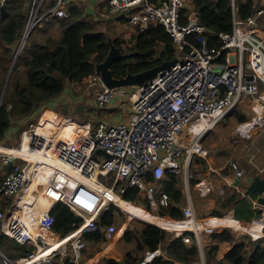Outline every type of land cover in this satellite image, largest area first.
Returning a JSON list of instances; mask_svg holds the SVG:
<instances>
[{"label":"built area","instance_id":"built-area-1","mask_svg":"<svg viewBox=\"0 0 264 264\" xmlns=\"http://www.w3.org/2000/svg\"><path fill=\"white\" fill-rule=\"evenodd\" d=\"M39 1L43 6L49 0ZM97 1L113 13L126 15L129 24L140 32L146 31L151 24L165 26L173 38L176 54L170 60L175 62L142 85L111 88L104 84L101 75H94L92 80L100 82L96 98L99 107H107L118 98L134 96V113L130 121H100L93 130L78 134L72 141L59 136L50 145L54 146L49 149L51 158L45 155L42 162H49L48 167L54 169L39 172L38 166L32 169L28 164H14L0 184V197H13L30 185L32 179L42 177L45 194L55 200L56 205L64 203L82 218L81 229H77L71 239V261L74 263H80L86 247L82 233L99 229V214L114 202L115 186L121 183V193L131 188L143 190L154 208L170 205L169 194L155 181L162 179L167 172L178 175L185 170L187 175L194 156L206 157L208 151L201 139L225 114L249 103L253 118L247 123L254 127L264 123V38L255 30L264 15V8L247 18H240L234 7L233 31L215 34L199 22L196 11L183 19V10L190 0ZM33 4L37 5V2ZM69 4L70 0H50L47 14L66 18L70 14L67 10ZM193 35H196L195 40L191 39ZM205 118L208 124L202 127ZM261 126L263 130L264 124ZM237 129L242 135L251 130L245 123ZM38 134L34 132L30 136L27 146L30 155L44 151L45 144L49 143ZM0 146L4 145L0 143ZM15 154L23 159L28 155L27 152ZM56 160L68 170L58 167ZM6 161L13 162L12 156L9 155ZM69 168L80 176L72 180ZM231 170L234 179L245 175L244 169L236 162L231 163ZM110 175L114 176L112 186L101 187L99 177L107 180L106 176ZM149 176L154 181H150ZM95 177L98 179L96 186L92 183ZM199 187L202 188V184ZM189 200L182 208L185 219L179 220L181 222L195 217L190 197ZM5 201L9 207L16 203L14 200ZM51 208L39 219L42 229L39 233H33L20 215L4 221L6 211L0 210L5 234L20 244H35L32 252L19 259H11L1 252L0 264H21L26 260L30 264H52L54 253L36 259L39 251L50 244L44 231L54 230L56 218ZM116 230L114 224L109 225L105 229L106 238L113 239ZM183 240L193 242L190 235H183ZM161 253V249L149 253L137 264H147Z\"/></svg>","mask_w":264,"mask_h":264},{"label":"trees","instance_id":"trees-1","mask_svg":"<svg viewBox=\"0 0 264 264\" xmlns=\"http://www.w3.org/2000/svg\"><path fill=\"white\" fill-rule=\"evenodd\" d=\"M235 4L240 18H247L258 9L264 8L255 0H237V2L235 0ZM192 10L198 12L199 22L212 33L232 32L234 29L233 0H192L190 5L183 10L184 20ZM29 11L28 0H7L0 8V71L2 72H10L16 56V44L22 38L28 24ZM82 14L80 7L73 6L70 16L58 19L62 30L57 38L53 39L49 36L43 42L33 40L31 37L28 39L29 44L15 61L6 93L0 101V141L6 140L10 130L14 129L13 120L15 118L30 116L44 105L56 101L55 99L59 98L66 90L67 84L89 82L91 76L96 73L97 64L107 58L112 43L120 50L126 49L123 47L122 40L115 38L110 41L104 30L96 29L92 21L81 18ZM135 32L131 40L132 45L128 47L132 53L125 54L128 56L121 57L112 64L111 68L115 77L146 71L175 57L176 48L173 38L162 24H152L146 31L140 32L137 29ZM195 38L196 35L191 37L192 40ZM21 72H24V80L17 78V73ZM247 119L246 115H241L238 121L243 122ZM51 168L43 167L42 172H50ZM206 168L207 164L205 163L203 170L195 171V173H202ZM193 178V183H197L198 177L194 176ZM148 179L154 181L151 176ZM160 182L171 198L170 208H162L161 214L167 215L169 212L173 218L182 217L179 204L172 205L173 200L180 202L183 198L181 187L176 185L180 182L178 176L167 172ZM28 187L26 186L19 196L20 203L25 208L32 207L28 203L24 204L22 199ZM227 196L224 201H219L216 204L211 210L212 214L222 216L230 208H235V217L240 220L250 221L261 216V211L254 206L253 202L256 193H252L251 197H248L240 192L232 191ZM124 198L137 204L145 203L149 206L145 192L139 188L129 189L124 194ZM54 204L55 201L47 209ZM43 209L46 208L43 207ZM28 210L33 212V208L29 207ZM114 211L113 206L109 211H104L100 216L99 229L85 233L84 239L86 237V240L93 243L105 240L102 229L113 223ZM51 212L56 218L54 229L62 235L79 227L83 221L69 206L63 203L57 204ZM144 219L145 222L158 226H161V221H164L169 229L180 223L163 216L159 217L147 210L144 211ZM239 224L244 228V231H255L256 233V221L247 226L240 222ZM188 235L193 237L190 233ZM73 236L62 240L58 239L56 243L63 245ZM7 237L8 235L0 230V244L10 257L23 258L35 249L34 245H23L14 238L7 239ZM210 237L216 243L209 246L206 264H264V239L252 240L246 236L236 240L235 235L229 229L213 232ZM126 239L135 241L134 252L138 253L139 249L143 254L138 258L133 257L132 252H129L124 264H135L144 258L147 250L155 251L160 247L163 248L166 255L157 256L147 264H175L176 260L195 264L200 257V247L197 243L193 242L188 245L182 237L168 238L166 233L155 225L145 226L138 236L128 232ZM224 240H236V243L222 259H217L219 242ZM105 263L123 264V262L111 258L106 259Z\"/></svg>","mask_w":264,"mask_h":264},{"label":"rangeland","instance_id":"rangeland-1","mask_svg":"<svg viewBox=\"0 0 264 264\" xmlns=\"http://www.w3.org/2000/svg\"><path fill=\"white\" fill-rule=\"evenodd\" d=\"M6 1L7 0H0V2H2L3 4ZM28 1L30 4L29 20L23 32L22 38L16 44L15 53H16L17 58L22 53L26 45L29 44L28 39L30 37L33 40L43 42L49 36L50 38H53V39L57 38L60 35L61 30H62L61 25L57 21L59 18L47 14L50 8L49 7L50 0L47 3H45L43 6L40 4L39 0H28ZM34 1L37 2V5L33 4ZM191 1L192 0L188 2L187 6L190 5ZM255 1L256 3H259L260 6H264V0H255ZM73 6L80 7L83 12L81 18H85L88 21H92L95 24L96 29L104 30L108 34L110 41H113L115 38L122 40L123 47L126 48L125 50L121 49V52L123 54L132 53V51L129 50L128 47L132 45L131 40H132L133 35L136 33L135 30L137 29L134 26L129 24L128 22L129 19L127 18L126 15L116 14V13L109 11L108 9H105L102 5L98 3L97 0H70L69 7L67 9L69 13H71ZM234 7L236 8L235 0H233V12H234ZM194 11L196 10H192L191 12H194ZM29 24L32 25V28L31 30L27 31ZM24 37L26 38V41L23 47L19 50L20 43ZM96 74H99L97 70L94 75ZM94 75L91 76V79L89 82L76 83L75 85L67 84L66 90L64 91V93L59 98L55 99L56 101L51 102L49 104L50 108L45 107L47 110L44 108H41L37 112L32 113L30 116L23 117V118H15L13 120L14 129L10 130L11 132L8 134V138L4 141H0V143L9 148H23V145L26 142V138H28V141H27V146H28L29 141L31 139L30 137L31 134L34 132L35 133L38 132L39 133L38 135H41L45 143L49 142L45 144V148L43 150H44V154L47 157L51 158V152L49 151V146L52 144V141L55 140L57 137L59 136L64 137V136L60 134L58 135L54 134V131H53L54 129H51L53 125L42 121V119L46 118V117L42 118L44 111H51L54 109L53 110L54 112L56 110H59L58 115H55L53 117V120L55 119L56 121H58L62 117H70L76 121L86 122L88 124L89 123L95 124L96 122H99V120H102L104 116H107V117L113 116L112 120L119 122V121H122L121 115L123 117V115H126V113H129L130 115L129 117L131 119L134 113V110L132 107V100L129 98L126 99L125 102L119 101L117 103L118 104L117 106L114 104H111L117 107L113 110L111 109V110L101 111L99 109L94 108L95 107V97L97 95L96 93L100 90V82L92 80V77ZM8 76H9L8 71L6 72L0 71V101H2L4 94L6 93L7 85L9 82V80L7 82ZM15 78H16V75H15ZM17 78L20 80H24L25 79L24 72H21L20 74L17 73ZM136 85L138 86V84ZM136 85H133V86H136ZM241 115H246L248 119L246 121L239 122L238 119H239V116ZM107 117H104V118H107ZM252 118L253 116H252V111H251V105H249V103H247V105L243 104L240 107L236 108L235 110L231 111L230 113L225 114L214 127H212L210 130L206 132L204 137L201 139L202 145L208 151L207 156L206 157H201L198 155L194 156L192 158V162L187 172V175H186L185 170L183 171V173L177 175L180 182H178L176 185L178 187H181L183 198H182V201L180 202H175L173 200L172 205L179 204V207L182 211V208L188 205L190 201L189 200V197H190L191 202L194 205L195 217H193L191 220H188L187 222L206 221L208 223V226H205L203 229L168 230V229L162 228L163 225H165L164 221H161L160 223V225L162 226L161 227L153 223L145 222L144 213L128 214L127 212H125L124 210H122L121 208L115 205L116 200L114 198V202L112 203V205H110L107 209H102V211L99 214V220H100V216L104 211H109L112 206L115 208L113 223L109 224V225L114 224L117 229L116 232H114L115 234L114 238L111 240L106 238V242L101 243L100 246H97L96 243H93L90 241L87 242L86 240L85 241L86 249H84L83 256L81 258L80 263H74V262L71 263L69 260L68 261L71 264H82L83 262L87 264L89 263L90 257L97 255L96 260L95 262H93V264H97V263L106 264V263H103V260L105 262L106 259H110V258L115 259L117 261L125 262L127 255H129V252H132L133 257L139 258L141 257L143 253L139 249H138V253L134 252L136 243L135 241L133 242V240L129 241L128 239H126V236L128 232H130V234L138 236L140 235L141 230H143L145 226L155 225L159 227L161 230H163L166 233L168 238L182 237L183 239V235H188L189 233L192 234L193 236L192 241L197 243V245L200 247V257H199V260L195 264H203V261L206 264L207 251L209 249V246L215 243V241L211 240L210 236L213 232L223 229V228H219L216 230L215 227H218V226H209L210 223L208 221L212 219H216L215 217L209 218L210 216L214 215L211 213V210L216 206V203L219 202L218 199L222 200V197L226 199L228 197L227 195L230 192L237 191L242 194L244 193V191H242L243 186L241 185L240 182L245 177V175H242L240 179H234V173H233V170H231V163L236 162L242 168V166L244 165H241L239 162V159L241 156H243L242 158L243 160L249 159L248 161L251 163L253 158L256 156L258 150L261 148L264 149V131L262 130V126H261L264 123L256 125V127L252 125L247 127V129H251L249 134L247 135H242L240 131L237 129V127L240 124H243V123L247 124V122L252 120ZM130 119L128 121H130ZM55 129H57V127H55ZM33 154L31 153L30 155L28 153L27 158L23 159V158H19L18 156H16L15 153H11V152L7 153L4 151H0L1 173L2 174L6 173L4 174V176L6 175L7 177L9 172L13 168L14 164H18V163L22 165L28 164L33 169L36 163V160H37L36 158L33 157ZM9 155L12 156L13 162L7 163L6 160L8 159ZM204 161L207 164V168L202 173H195V171L203 170L204 165H205ZM242 169H244L245 174L247 172H251L247 164H245V168H242ZM263 170L261 171L263 172ZM227 175H231V178L229 180L230 182L226 187L221 189L220 188V181H222L221 178L224 180L225 176ZM263 175L264 173L262 174V176ZM194 176L198 177L199 179L198 182L195 184L193 183ZM106 177L108 178L107 180L103 176L99 177V183L100 185L111 187L114 181V176L110 175ZM198 183L202 184V188L199 187ZM33 185H34L33 183L28 185L29 189H31ZM23 190L24 189H21L20 192L17 195H15V199H14L15 202L17 201L19 203L21 202V199L18 200V197L20 196ZM27 192H30V190L26 189L25 194ZM125 193H121V183H120L119 185L115 186L113 197L119 196V197H122L124 200H126L124 198ZM126 201H129V200H126ZM130 202L138 206L141 209L147 210L149 213H152L154 215H160L161 217L163 216L173 221L181 222L179 220L185 219V216L183 215V211H182V217L180 218L171 217L169 212L167 213V215H162L161 214L163 210L162 208H168L169 204L166 206H160V208L157 209L150 205L147 206V204L145 203L137 204L132 201ZM256 207H258L257 209L261 211V216L258 218H254L250 220L249 222L254 223L255 221H257L256 219H258V221L261 220L262 225L259 228L263 232L264 231V214L261 208L263 207V205L259 204L258 206L257 204ZM0 210H3V209H0ZM7 210L11 211V207H9V204H8ZM7 210H6V214H7ZM249 222L244 223V225L247 226L251 224ZM82 224L83 223H81L79 228L76 227L74 230H72L71 232L65 235H62V237L60 236L58 239L62 240L71 235H74L77 229H81ZM108 226H106L105 229ZM209 228H213V230L210 231ZM197 232L199 233L198 234L199 240L197 237ZM231 232L234 233L236 240L238 238L246 237V236H249L252 240H258L260 238L264 239V234L261 235V233H259L260 236H258L259 234H256L255 231L250 232V231H244V230H241V231L231 230ZM84 234L82 233L83 238H84ZM70 243H71V239L67 241L66 244L64 243L62 245L64 247L63 252L65 255H66V251L68 253L71 250ZM187 244L190 245V243H187ZM105 248H107L106 251H104ZM158 249H161L162 253L157 256L166 255L162 247ZM155 251L147 250L144 254V258H146L149 253L152 254ZM97 252H99V254ZM54 254H56V252ZM54 254L52 257V264H55L56 261H58V257H59L57 256L58 254L56 255ZM157 256H154L149 262H151ZM66 257H68L69 259L71 256L67 255ZM59 261H61L60 258H59ZM137 263L138 262H136L135 264Z\"/></svg>","mask_w":264,"mask_h":264},{"label":"crops","instance_id":"crops-1","mask_svg":"<svg viewBox=\"0 0 264 264\" xmlns=\"http://www.w3.org/2000/svg\"><path fill=\"white\" fill-rule=\"evenodd\" d=\"M2 6V5H1ZM0 6V7H1ZM256 32L264 38V15L260 18L259 20V25L257 26V28L255 29ZM16 57V56H15ZM75 85V84H73ZM97 90V89H96ZM97 94V93H96ZM96 98H97V95L95 97V109H99V110H113L115 108H117L116 106L118 105L117 103L120 101V102H125L126 99H131L133 100L134 96H127L125 98H118L114 101V103H111V104H114V105H111L110 106L108 105L107 107H104V108H101L97 105V101H96ZM45 107L47 108H50V105L49 104H46L44 105L42 108L46 109ZM41 109V108H40ZM39 109V110H40ZM59 109V108H58ZM47 110V109H46ZM54 110V109H53ZM53 110L51 111H44L43 113V116L42 118V121L44 122H47L49 124H52L53 127H51V129H54V134H60V135H63L66 139V141H72L74 140V137H76L78 134H84V133H87V132H90L91 130H93V128L97 125L98 122H96L95 124H88L86 122H79V121H76L70 117H62L61 119H59L58 121H56L55 119L53 120V117L55 115H58V112L59 110H56L53 112ZM37 112V111H36ZM35 113V112H34ZM129 113H126V115H121V119L122 121H128L130 119L129 117ZM101 117V115H100ZM104 117H107V116H104ZM103 117V118H104ZM23 118V117H22ZM102 120H99L100 121H108V122H118V121H113V116H109L107 118H104ZM68 121V122H67ZM250 123H247V125H249ZM55 127H57V129H55ZM85 129H84V128ZM41 129V128H40ZM47 131V130H46ZM264 131V129H263ZM263 133V132H262ZM261 133V134H262ZM63 137V138H64ZM80 139V138H79ZM27 141H28V138H26V142L24 143L23 145V148H20V149H23V150H27ZM57 148V147H56ZM49 149L52 150L54 149V146H49ZM11 151H9L8 153H19L15 150V148H10ZM101 153V152H100ZM103 153V152H102ZM32 157V156H31ZM33 157L36 158V163L34 166H38V170L39 172H42V169L43 167H48V165L50 164L49 162H44L42 164V162L45 160V154H44V151H39V152H35L33 154ZM243 156L240 157L239 159V162L241 165H244L242 166V168H245V164H247L251 170V172H247L245 174V177L241 180V185L243 186L242 187V191H244V195L248 196V197H251V194L253 192H250L249 191V187L250 185L253 183V182H256L257 179H261L262 181H264V175L262 176V174L264 173V149L261 148L258 150L256 156L253 158L252 162L250 163L248 160H243L242 159ZM56 163L59 165V166H65V165H61L63 164L62 162L56 160ZM37 164V165H36ZM254 164V165H253ZM247 170V168H246ZM263 170V172L261 171ZM4 174L6 173H1V168H0V178H1V183L4 181V179L6 178V175L4 176ZM77 173H74L72 171V176H75ZM231 178V175H227L225 176L224 180L221 178L222 181H220V188L223 189L224 187H226L228 184H229V180ZM35 179H38V180H35L33 181V187L31 189H29V187L27 188L28 190H30L31 193H34V192H38L39 189L41 188H44L45 190V180L43 181L42 179H39L38 177H35ZM161 180V179H160ZM160 180H156L155 181V184L161 188L162 190H164V188L162 187V183L160 182ZM96 184H98V179L96 178V181H95ZM101 187H103V185H100ZM227 191V190H226ZM258 193V194H257ZM146 194V193H145ZM115 200H116V203L115 205L118 206L119 208H121L122 210H124L125 212H127L128 214H131V213H144L145 209H141L139 208L138 206L134 205L133 203H131L130 201H126L124 200L122 197H119V196H115L114 197ZM264 198V192L261 193V192H256V196H255V199L253 200L254 202V206H259V204L263 205L262 208V212L264 214V204L262 203V199ZM15 199V196L13 197H10V196H1L0 197V209H3L4 211H6L8 209V204L6 203L5 200H8V201H11V200H14ZM18 200H19V197H18ZM147 200L149 201V199L147 198ZM225 200L224 197H222V200L221 199H218V201H223ZM170 203H171V200H170ZM29 204V203H28ZM51 203H44L42 204V208H46V209H43L42 211H39V212H36L39 208L37 207L36 204H29V205H32L31 206H27V208H25L21 203L19 202H16L14 204V206L11 207V211L7 210V214L5 216V220H8L9 218H14L17 216H21L23 218V220H25V222L27 223L29 229L33 232V233H39V232H42V229L41 227L39 226V220L36 222L34 221L35 220V216H37L38 218L41 217V215L43 213H45V211H47L48 207L50 206ZM217 204V203H216ZM150 205V203H149ZM151 206V205H150ZM33 208V213L34 215L32 216V218H30V215L28 214V212H32L31 210H28V208ZM52 207V206H51ZM41 213V214H40ZM40 215V216H39ZM160 217V215H158ZM216 218V219H212V220H209L208 222L210 223L209 226H218V227H215V229H219V228H223L222 230L224 229H230V230H233V231H241V230H244V228L239 224V222L244 225V223H248L249 221H246V220H240V219H237L235 217V208H230L227 212H225L222 216H218V215H212L210 216L209 218ZM262 219V218H261ZM239 222H238V221ZM256 234H264V231L262 232L260 230V226L262 225V222L261 220L258 221V219H256ZM101 221V220H100ZM249 223H252V222H249ZM250 225V224H249ZM205 226H208V223L206 221H203V222H199L198 221V224L197 226L195 227V229H203ZM163 228V227H162ZM164 228L165 229H168V230H185V229H194L193 225L191 222H180L178 224H176L173 228L169 229V227H166V222H165V225H164ZM0 230L3 232L4 229L2 228V222L0 220ZM222 230H218V231H222ZM103 231V234H104V237H105V228L102 229ZM4 233V232H3ZM44 234L47 235L48 239L50 240V238L52 239L51 241L53 242L54 240H58V238L61 236L62 237V234H60L58 231H56L55 229L53 231H44ZM234 234V233H233ZM260 236V234L258 235ZM12 239L13 237L9 236L7 237V239ZM86 241V239H85ZM90 240L87 239V242H89ZM92 242V241H90ZM103 242H106V237H105V240H103L102 242H99V243H96L97 246H100L101 243ZM1 243V241H0ZM216 243V242H215ZM236 241H230V240H224V241H221L219 242V248H218V252H217V259H222L229 251L230 249L233 248V246L235 245ZM27 245V244H26ZM28 245H34V243H29ZM70 246H71V243H70ZM72 249V247H71ZM86 249V247H85ZM64 250V247L63 246H60L57 250V256L58 257V261H56L55 264H71L73 263L71 261V258L73 257V253H72V250H70L68 253L66 251V255L64 254L63 252ZM107 248L104 249V251H106ZM103 251V252H104ZM1 252L5 255L6 254V251L3 249L2 245H0V262L2 260V255H1ZM15 252V251H13ZM101 252V251H99ZM99 252H97L99 254ZM219 254V255H218ZM67 255L71 256L69 259L68 257H66ZM8 257H10L9 255H7ZM17 257V256H15ZM96 256H92L89 258V263L87 264H93V262H95L96 260ZM11 259H15L14 257H10ZM59 258L61 259V261H59ZM71 262H69V261ZM122 262V261H120ZM103 263L104 260H103ZM82 264H85V262H83ZM98 264V263H97ZM124 264V262H123ZM128 264V263H127ZM175 264H186L184 262H181V261H175Z\"/></svg>","mask_w":264,"mask_h":264},{"label":"water","instance_id":"water-1","mask_svg":"<svg viewBox=\"0 0 264 264\" xmlns=\"http://www.w3.org/2000/svg\"><path fill=\"white\" fill-rule=\"evenodd\" d=\"M126 56L128 55L123 54L119 47H117L113 43L111 44V50L107 58L102 63H99L96 67L97 72L101 75V79L106 86L112 88V87H121V86H132L136 84L142 85L148 80L153 79L160 70L168 67L170 64L175 62V60L166 61L163 64L158 65L146 71H142L139 73H128L126 76H123V77H115L113 75V71L111 68L112 64L114 63L115 60L121 57H126ZM16 59H17V56L15 57L14 63L9 72L7 82L10 78V75H11ZM99 152L105 153L103 150H99ZM249 191L253 193H256V192L263 193L264 192V181H262L261 179H257L256 182H253L250 185ZM262 203L264 204V198L262 199ZM55 206L56 204H54V206H52L51 209H53Z\"/></svg>","mask_w":264,"mask_h":264},{"label":"bare ground","instance_id":"bare-ground-1","mask_svg":"<svg viewBox=\"0 0 264 264\" xmlns=\"http://www.w3.org/2000/svg\"><path fill=\"white\" fill-rule=\"evenodd\" d=\"M31 28H32V25L31 24H29L28 25V28H27V31H29V30H31ZM25 41H26V38L24 37L23 39H22V41H21V43H20V48H19V50L23 47V45H24V43H25ZM206 124H208V119L207 118H205L204 120H203V124H202V127H204ZM250 126V124L249 125H247L246 124V127H249ZM15 150L17 151V152H27V154H28V152L29 151H27V150H23V149H20V148H15ZM0 151H4V152H9V151H11L10 150V148L9 147H6V146H0ZM58 167H63V168H65V169H68V167L67 166H58ZM52 169H54V167H52ZM71 174H72V170H71V172H70ZM78 176H80L78 173L75 175V176H72L71 178H72V180H73V178H76V177H78ZM35 180H38V179H32V181H35ZM95 181H96V177H95V179L92 181V183H93V185H97L96 183H95ZM33 183V182H32ZM53 201H55V200H53L52 198H50L49 196H47L46 194H45V192H44V188H41V189H39L38 190V192H34V193H31V192H27L25 195H24V197H23V203L24 204H27V203H29V204H36L37 205V207L39 208L38 210H37V212H39V211H42L43 210V208H42V204H44V203H52ZM28 214L30 215V218H32V216L34 215V213L33 212H28ZM41 214V213H40ZM40 216V215H39ZM40 219V217L38 218L37 216H35V222H36V220L38 221ZM191 223H192V225H193V227H194V229H195V227L197 226V224H198V221L197 222H192L191 221ZM163 228H164V225H163ZM52 239L50 238V244L46 247V248H43L42 250H40L39 251V253L36 255V259H38L39 257H42V256H47V255H50V254H52V253H55V251H57L58 250V248L61 246V245H59V244H57L56 243V240H54L53 242L51 241ZM31 262L29 261V260H26V261H23L21 264H30Z\"/></svg>","mask_w":264,"mask_h":264}]
</instances>
